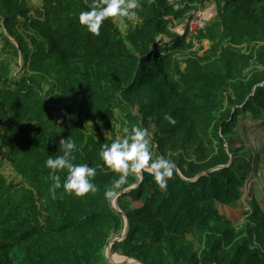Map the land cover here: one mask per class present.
<instances>
[{
	"label": "trees",
	"instance_id": "1",
	"mask_svg": "<svg viewBox=\"0 0 264 264\" xmlns=\"http://www.w3.org/2000/svg\"><path fill=\"white\" fill-rule=\"evenodd\" d=\"M207 1L180 0L177 11L176 0H140L126 33L108 20L97 37L79 23L92 0H42L36 10L0 0L5 47L32 72L15 78L0 62V264H110L109 248L141 264H264L258 202L240 226L217 208L241 201L251 160L264 171L263 157L230 141L242 115L264 128V0H214L215 18L187 44L172 27ZM14 82L19 90L7 91ZM151 125L152 152L174 162V175L166 191L148 173L130 175L116 210L118 195L104 192L118 177L99 150L124 128ZM70 137L74 163L97 169V192L61 197V188L53 199L45 161ZM58 174L63 183L67 171Z\"/></svg>",
	"mask_w": 264,
	"mask_h": 264
},
{
	"label": "clouds",
	"instance_id": "2",
	"mask_svg": "<svg viewBox=\"0 0 264 264\" xmlns=\"http://www.w3.org/2000/svg\"><path fill=\"white\" fill-rule=\"evenodd\" d=\"M179 11L183 6L180 0L172 5ZM142 10L140 0H92L87 10L79 13V23L84 29L99 37L104 23L111 20L116 23L119 20L135 22L139 11ZM182 26V28H184ZM185 37L186 36L181 35ZM165 120L170 124H175L176 120L171 115H165ZM125 135L117 136L110 144H103L99 150V157L103 161L106 171L116 174L112 185L106 188L104 195L106 198H112L116 195L117 189H120L128 181L129 176H135L142 181L145 173L153 176L157 186L166 191L169 179L173 177L175 164L165 155L154 156L152 152L151 133L147 128L133 126L130 130L123 129ZM76 142L70 137L59 141L60 155H50L45 166L50 170L49 176L53 183L50 192L53 199L57 198V189H63L64 193L78 198H84L88 195H95L97 185L93 182L97 169L89 166L87 163H74L77 151ZM66 170L67 175L63 183L58 174L59 171Z\"/></svg>",
	"mask_w": 264,
	"mask_h": 264
},
{
	"label": "rangeland",
	"instance_id": "3",
	"mask_svg": "<svg viewBox=\"0 0 264 264\" xmlns=\"http://www.w3.org/2000/svg\"><path fill=\"white\" fill-rule=\"evenodd\" d=\"M216 1V0H215ZM214 0H209L205 3L204 6H201L206 15L211 16L213 14V19L216 16L217 11L211 7L216 3ZM30 7L33 10L40 9L42 6V0H28ZM208 10V11H207ZM139 21V16L137 17L136 22ZM119 29L122 31V33H126V30L128 28V21L125 20H119L116 22ZM187 24V21L181 23L180 25L173 26L172 32L173 33H179L180 28ZM4 31V30H3ZM6 35H8L6 33ZM13 43H15V40H12ZM200 46L196 45L195 49H198ZM210 49V42L204 41L202 43V47L199 50V56L204 55L208 50ZM11 50L9 48L5 47L4 40L2 36L0 35V62H8L10 65L11 70V76L15 78H21L24 75H26L27 72H29V75L32 74L29 69L24 66V62L21 60V58H15L12 54H9ZM184 68V65H182ZM15 84V85H14ZM14 84L8 85L6 88L7 91L10 92H16L19 90L18 83L14 82ZM46 100V99H45ZM46 102L49 103V100H46ZM49 106L52 107V104H49ZM57 111L53 112L52 118L54 121H56L59 124L64 123L65 118L67 117V113L65 112L63 106H55ZM250 116L248 114L242 115L239 118L238 124L235 126L236 134L234 136L230 137V141L233 145L236 147L245 146L247 150L251 154H256L259 157H263L264 159V128L262 127V122L258 120H254L253 118H249ZM149 132L151 133V139L154 134V126L151 125L148 128ZM251 164H254V171H250L247 174L245 185L242 188L243 197L241 201L236 206H222L220 204H217V208L220 213L226 215L235 226H240L243 224L244 219L246 218V215L252 211V204L250 203L251 200H256L258 204L260 205L261 209L264 211V171L256 172L255 171V163L254 160H251ZM5 175L12 179L16 178V174L14 173L13 169L6 165L4 169ZM18 178V177H17ZM114 203V201H113ZM116 207V205H115ZM119 210V207L117 208ZM127 229L124 230L123 236L126 234ZM107 250V257H108ZM115 256V255H113ZM109 263L112 264H119V262L115 263V261H121V258H115L111 257L110 255L108 257ZM130 261V263H127L126 261ZM136 260L134 259H125L122 264H136Z\"/></svg>",
	"mask_w": 264,
	"mask_h": 264
},
{
	"label": "built area",
	"instance_id": "4",
	"mask_svg": "<svg viewBox=\"0 0 264 264\" xmlns=\"http://www.w3.org/2000/svg\"><path fill=\"white\" fill-rule=\"evenodd\" d=\"M215 9V4L213 7ZM216 10V9H215ZM208 11V10H207ZM213 19V14L211 16L206 15L204 10H198L193 12L192 15L188 18L187 24L184 28H180V34L186 36V43H195V36L197 32L201 29H204L206 24Z\"/></svg>",
	"mask_w": 264,
	"mask_h": 264
},
{
	"label": "water",
	"instance_id": "5",
	"mask_svg": "<svg viewBox=\"0 0 264 264\" xmlns=\"http://www.w3.org/2000/svg\"><path fill=\"white\" fill-rule=\"evenodd\" d=\"M126 191H124V192H122V193H120L115 199H114V207H115V205H116V210H117V208H118V199H119V197L121 196V195H123L124 193H125ZM126 229H127V232H126V234L125 235H127V233H128V230H129V222L127 221V224H126ZM109 250V252H108V257H109V255H110V258L111 257H113V255H112V253H111V251H110V248L108 249ZM128 259V258H127ZM130 260V259H129ZM127 263H130V261H126ZM135 263H137V264H141V263H139L138 261H136Z\"/></svg>",
	"mask_w": 264,
	"mask_h": 264
},
{
	"label": "crops",
	"instance_id": "6",
	"mask_svg": "<svg viewBox=\"0 0 264 264\" xmlns=\"http://www.w3.org/2000/svg\"><path fill=\"white\" fill-rule=\"evenodd\" d=\"M113 257H117V258H121L122 260L121 261H115V263H117V262H119V264H122L123 262H124V260L125 259H127V258H125V257H121V256H119V255H115V256H113ZM110 264H112V263H110ZM137 264V263H136Z\"/></svg>",
	"mask_w": 264,
	"mask_h": 264
}]
</instances>
